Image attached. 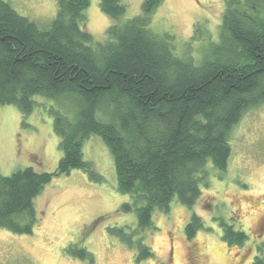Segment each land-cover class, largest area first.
<instances>
[{
	"label": "trees",
	"instance_id": "1",
	"mask_svg": "<svg viewBox=\"0 0 264 264\" xmlns=\"http://www.w3.org/2000/svg\"><path fill=\"white\" fill-rule=\"evenodd\" d=\"M123 1L100 6L116 20L127 10ZM162 2L144 0L139 15L113 22L108 40L98 42L87 28L91 0H57L47 27L0 0V104L17 106L24 117L44 104L38 96L67 107L47 106L62 152L56 172H0L1 228L33 234L41 218L35 200L55 175L82 169L104 180L84 158L93 134L113 155L119 190L131 196L121 210L137 214V229H111L135 249V264L154 254L145 231L155 228V212H169L174 201L193 207L213 172H226L234 126L264 102V0H227L220 39L199 64L178 57L170 35L150 30ZM220 223L229 245L248 239L234 222ZM203 228L194 212L186 235ZM77 253L93 262L86 249ZM252 264H264V245Z\"/></svg>",
	"mask_w": 264,
	"mask_h": 264
},
{
	"label": "rangeland",
	"instance_id": "2",
	"mask_svg": "<svg viewBox=\"0 0 264 264\" xmlns=\"http://www.w3.org/2000/svg\"><path fill=\"white\" fill-rule=\"evenodd\" d=\"M6 1L40 27H47L58 12L57 0ZM143 2L124 0L125 14L113 20L101 9V0H91L85 10L87 28L96 41L105 42L110 25L139 15ZM226 5L227 0H163L149 28L161 37L170 35L174 53L199 64L220 39ZM37 101L44 104L26 117L17 106L0 104V172L4 175L29 166L37 171L58 170L60 138L47 106L67 107L45 96ZM230 143L228 169L213 172L193 207L174 201L169 212H155V228L145 231L154 254L139 264L253 263L264 245V102L243 114ZM84 158L95 164L104 180L97 181L82 169L55 175L35 200L41 218L33 234L0 227V264H135V249L111 232L122 227L135 230L138 221L135 211L121 210L131 196L119 190L114 158L101 136L93 134L85 141ZM194 212L205 228L189 239L185 228ZM220 219L242 228L248 235L245 243L229 245L222 237ZM82 249L93 255V262L78 256Z\"/></svg>",
	"mask_w": 264,
	"mask_h": 264
}]
</instances>
